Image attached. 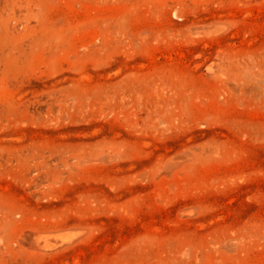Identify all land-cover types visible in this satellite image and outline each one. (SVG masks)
Wrapping results in <instances>:
<instances>
[{"label":"rangeland","instance_id":"1","mask_svg":"<svg viewBox=\"0 0 264 264\" xmlns=\"http://www.w3.org/2000/svg\"><path fill=\"white\" fill-rule=\"evenodd\" d=\"M0 264H264V0H0Z\"/></svg>","mask_w":264,"mask_h":264}]
</instances>
